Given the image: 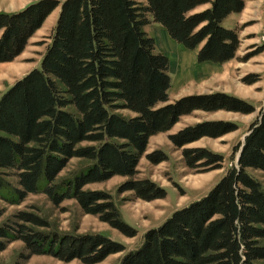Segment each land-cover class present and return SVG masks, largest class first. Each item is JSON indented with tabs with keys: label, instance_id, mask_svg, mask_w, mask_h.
<instances>
[{
	"label": "trees",
	"instance_id": "trees-1",
	"mask_svg": "<svg viewBox=\"0 0 264 264\" xmlns=\"http://www.w3.org/2000/svg\"><path fill=\"white\" fill-rule=\"evenodd\" d=\"M206 2L211 6L191 13ZM58 6L59 17L40 67L0 96V198L16 204L30 193H44L56 206L74 198L85 213L135 236L111 193L84 186L122 175L130 179L119 192L133 191L145 200L164 198V187L149 178H134L152 135L170 130L182 115L196 109L255 111L252 103L226 92L170 101V58L156 49L155 37L144 29L150 23L148 14L186 48L200 46L199 63H225L236 56L240 38L237 29L227 28L223 21L242 11L245 1L38 0L15 12H0V62L19 56ZM236 129L231 121L206 120L184 127L170 139L182 147ZM247 133L237 164L205 196L149 229L142 244L127 252L120 264H256L264 259V185L249 172H264V106ZM84 141L93 144L81 146ZM183 154L189 167H222L223 155L206 147L185 148ZM147 156L155 163L167 159L162 151ZM73 157L91 162L72 177L58 180ZM9 176L17 178L16 184ZM3 214L0 208V217ZM15 217L17 221L0 226V250L22 240L23 260L48 254L95 264L125 250L122 243L100 233L36 229L51 224L33 212L19 211Z\"/></svg>",
	"mask_w": 264,
	"mask_h": 264
},
{
	"label": "rangeland",
	"instance_id": "rangeland-1",
	"mask_svg": "<svg viewBox=\"0 0 264 264\" xmlns=\"http://www.w3.org/2000/svg\"><path fill=\"white\" fill-rule=\"evenodd\" d=\"M36 1L38 0H0V12H15ZM139 1L145 3V0ZM244 1L247 6H244L245 10H242V17L236 25L240 45L233 59L225 63L213 62L214 64H209L210 66L205 68L202 66L204 63L196 61L193 64L189 63V55L194 53L191 50H189L186 64L182 63V58L178 60L174 56H169L173 54L174 49L179 51V47L185 48L183 45L180 46L181 44L177 47V43H171L169 51L166 49L168 53L166 55L170 58L172 79L169 96L170 101H175L187 95L226 92L252 103L255 111L243 113L225 109L215 111L196 109L182 115L170 130L152 135L146 152L140 158L138 172L134 178H149L155 181L166 189L167 195L164 198L145 200L136 197L133 191L119 192V186L130 179L122 175H115L108 180L84 186L85 189L104 190L111 193L124 221L136 230L135 236H127L109 223L100 220L98 215L85 213L74 198L65 199L56 206L44 193H30L23 201L16 204L8 203L0 198V208L4 210V214L0 217V226L17 221L16 213L27 211L38 214L50 222V228L35 227L39 230L56 231L60 234H104L122 243L125 250L110 254L106 259L95 264H120L127 252L142 244L144 235L149 229L160 226L176 210L205 196L226 171L237 164L239 151L236 154V147L243 142L251 123L264 106V0ZM210 6L211 2H206L191 13L202 11ZM59 12L60 6L48 15L19 56L12 61L0 62V96L29 71L40 67L42 57L51 42ZM148 18L150 23L145 25L144 29L153 36L156 32V22L150 14ZM160 48L162 49V45L156 42V49L160 51ZM250 78L256 79V82L248 83L247 79ZM119 112L131 115L127 110H119ZM206 120L231 121L237 125V129L219 137L204 136L182 147L177 146L170 139L171 134L184 127ZM89 144L93 143L84 141L80 145ZM190 147H206L220 153L223 155L222 167L214 169L211 166L196 168L187 166L183 150ZM154 151H162L167 159L159 163L153 162L147 155ZM90 162L86 158H71L59 173L58 180L72 177ZM249 172L264 185L263 171L249 169ZM9 180L15 184L17 182L15 176H9ZM23 252H25V244L22 240L11 241L4 250H0V264H16L17 262L20 264H85L77 258L64 261L48 254H35L23 260L20 258ZM256 264H264V259L257 260Z\"/></svg>",
	"mask_w": 264,
	"mask_h": 264
},
{
	"label": "crops",
	"instance_id": "crops-1",
	"mask_svg": "<svg viewBox=\"0 0 264 264\" xmlns=\"http://www.w3.org/2000/svg\"><path fill=\"white\" fill-rule=\"evenodd\" d=\"M247 6V5H246ZM245 6V7H246ZM245 10V8H244ZM242 13L243 11L240 12H233L231 14H229L223 21V24L227 27V28H236L237 23L239 22L240 18L242 17ZM156 32L153 34V36L155 37L156 42L158 43V45H162V49L160 50L161 52L166 53V49L171 48L170 45H172L171 43L176 44L177 43V47H179L180 43H178L177 41H174V39H172V37L169 35L168 31L166 30V28L161 25L160 23L156 22ZM182 46V44L180 45ZM183 48V47H182ZM181 47H179V51H176L174 49V51L172 52V55H169L171 57H175L178 60L182 58V63L186 64L188 59V54H189V50H191L194 53H190L189 55V63L193 64L195 61L198 62V51L200 47H197L195 49H182ZM176 59V60H177ZM209 64H214L213 62H204V64H202V66H204L205 68H207L208 66H210Z\"/></svg>",
	"mask_w": 264,
	"mask_h": 264
},
{
	"label": "water",
	"instance_id": "water-1",
	"mask_svg": "<svg viewBox=\"0 0 264 264\" xmlns=\"http://www.w3.org/2000/svg\"><path fill=\"white\" fill-rule=\"evenodd\" d=\"M247 135H248V133H246V135H245V137H244V140H243V142H242V144H241V146H240V150H239V152H238V157H237V162L239 161L240 154H241V151H242V149H243V147H244V142H245V138H246Z\"/></svg>",
	"mask_w": 264,
	"mask_h": 264
}]
</instances>
